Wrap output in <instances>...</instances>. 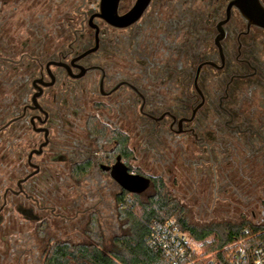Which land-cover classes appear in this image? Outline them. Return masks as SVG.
Here are the masks:
<instances>
[{
	"label": "flooded vegetation",
	"instance_id": "af4514ba",
	"mask_svg": "<svg viewBox=\"0 0 264 264\" xmlns=\"http://www.w3.org/2000/svg\"><path fill=\"white\" fill-rule=\"evenodd\" d=\"M137 1H118L117 26L101 0H0V264L99 247L100 212L134 194L116 176L150 178L148 197L167 155L216 198L231 153L264 184V30L230 0L124 19Z\"/></svg>",
	"mask_w": 264,
	"mask_h": 264
},
{
	"label": "trees",
	"instance_id": "16d2710c",
	"mask_svg": "<svg viewBox=\"0 0 264 264\" xmlns=\"http://www.w3.org/2000/svg\"><path fill=\"white\" fill-rule=\"evenodd\" d=\"M152 192L142 198L132 194L127 199L119 197L120 217L128 226L124 234L115 235L108 250L100 246L60 245L52 248L44 264H171L147 239L153 222L172 220L180 230L196 239L213 237L216 249L222 245L248 237L252 242L264 241V223L229 224L215 223L203 227L192 226L185 217V208L169 191L161 178L152 181ZM91 235L98 237L96 224L91 228Z\"/></svg>",
	"mask_w": 264,
	"mask_h": 264
},
{
	"label": "rangeland",
	"instance_id": "374dc122",
	"mask_svg": "<svg viewBox=\"0 0 264 264\" xmlns=\"http://www.w3.org/2000/svg\"><path fill=\"white\" fill-rule=\"evenodd\" d=\"M153 159V156L149 159L152 168L154 167ZM227 160L230 162L232 172L229 176L221 174L218 177L219 183L227 181L229 183L217 194V198L212 192L213 185L205 186V180L186 173L187 169L183 168V162L171 155L159 160L161 163L164 161L160 169L164 172L165 181L173 195H176L184 206L185 217L192 226L200 228L215 223L235 225L243 222L252 225L264 223V184L254 186L257 175H248L247 172L240 171L239 161L242 160L236 153H231ZM223 167H225L224 164ZM152 168L148 170V173H153ZM207 183L212 184L209 180ZM202 188L203 191H201ZM141 196L145 198L146 194ZM119 212H100L101 217L97 223L98 237L94 240L99 241L100 247L104 250L111 247L112 238L115 235L124 234L128 228ZM208 238L213 240V237ZM75 240H78L77 235H75Z\"/></svg>",
	"mask_w": 264,
	"mask_h": 264
},
{
	"label": "built area",
	"instance_id": "2783aa9c",
	"mask_svg": "<svg viewBox=\"0 0 264 264\" xmlns=\"http://www.w3.org/2000/svg\"><path fill=\"white\" fill-rule=\"evenodd\" d=\"M147 242L171 264H264L262 240L243 237L216 249L212 238L196 239L172 220L153 222Z\"/></svg>",
	"mask_w": 264,
	"mask_h": 264
},
{
	"label": "water",
	"instance_id": "95a60500",
	"mask_svg": "<svg viewBox=\"0 0 264 264\" xmlns=\"http://www.w3.org/2000/svg\"><path fill=\"white\" fill-rule=\"evenodd\" d=\"M119 0H101L100 10L102 12L101 16L113 25H125L119 23L120 19L116 14L117 3ZM148 0H138L134 8L123 18L136 19L142 9L146 6ZM229 9H236L241 17L246 21L247 25H253L264 30V5L260 0H230ZM119 185L125 190L134 193L141 194L150 185V178L134 175V176H124L119 174L116 176Z\"/></svg>",
	"mask_w": 264,
	"mask_h": 264
}]
</instances>
